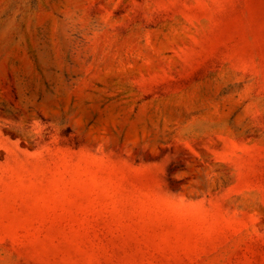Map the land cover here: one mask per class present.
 I'll use <instances>...</instances> for the list:
<instances>
[{"label": "rangeland", "instance_id": "obj_1", "mask_svg": "<svg viewBox=\"0 0 264 264\" xmlns=\"http://www.w3.org/2000/svg\"><path fill=\"white\" fill-rule=\"evenodd\" d=\"M0 264H264V0H0Z\"/></svg>", "mask_w": 264, "mask_h": 264}]
</instances>
